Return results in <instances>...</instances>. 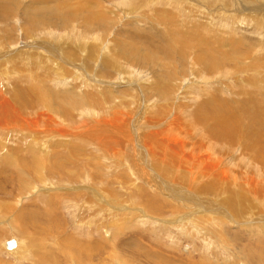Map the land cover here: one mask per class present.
<instances>
[{
	"label": "rangeland",
	"instance_id": "obj_1",
	"mask_svg": "<svg viewBox=\"0 0 264 264\" xmlns=\"http://www.w3.org/2000/svg\"><path fill=\"white\" fill-rule=\"evenodd\" d=\"M0 1L6 4L8 12L0 13L3 20H0V88L4 90V98L15 94L29 104L19 108L27 114L26 120L14 126H25L40 116L32 113L29 118V113L32 102L45 93V84L57 89L76 88L84 99L87 97L82 105L78 104L80 111L95 108L111 117L113 113L119 114L117 107L104 108L107 103L97 106L88 100L102 102L109 91L126 90L117 102L130 101V114L144 107L150 112L168 110L173 103L201 115L197 108L204 104L212 124L221 123V117L228 119L225 126L217 125L218 131L229 134L237 147L233 149L219 139L212 140L213 156L224 153L223 158H229L232 155L235 161L231 167L235 165L233 169L239 180L248 173L263 182L264 135L257 134V130L264 131V0H154L152 4L153 0ZM14 4L15 10L9 7ZM98 4L101 6L97 7ZM27 5L35 8L32 14L36 12L35 16H39L35 23L46 11L50 13L47 26L37 25L38 34L26 33ZM89 19L96 24L88 26ZM173 34L180 37L174 35L176 39H172ZM223 50L229 53L226 55ZM234 53L235 57L239 56L238 60L228 55L234 56ZM168 54L171 59L165 57ZM66 56L70 58L68 62H65ZM70 60L74 63H69ZM29 88L39 91V98L28 96ZM41 100L46 102L47 98ZM111 104L115 105L114 100ZM77 114L74 111L71 115ZM144 115L150 117L143 112ZM133 118V122H140L138 116ZM191 120L187 119V123H193ZM75 122L76 126L80 124ZM11 126L4 125L5 130L0 127V202L7 204L3 206L4 212L0 211V250L3 251H0V264H264V211L258 209L257 202L243 206L242 199L237 197L234 208L238 213L233 214L229 209L233 202L229 205L224 202L227 194L207 187L199 195V189L211 176H198L196 186L189 189L185 182L179 183L188 190L186 193L193 200L191 205L202 201L212 212L215 206L223 211H218L222 221L212 218L195 221L196 213L186 207L188 204L174 201L183 199V192L172 195L166 188L173 184L174 174L178 172L176 153L168 149L167 160L158 162L140 146L146 145L149 138H138L140 131L134 132V126L128 128L131 133L126 137L112 139L114 143L109 147L119 151L117 157L88 139L84 149L92 152L78 157L79 151L67 144V147L61 146L64 141L60 140L64 138L42 137L38 131ZM194 133L200 136L199 132ZM249 133L250 141L259 151L246 140L245 146L240 142ZM34 135L40 137L36 139L39 148L29 140ZM191 137L192 134L186 137L189 144ZM64 140L74 144L86 138ZM102 142L108 147L107 141ZM45 145L50 147L48 152ZM154 148L152 151L157 153ZM245 152H258L255 163L248 160L252 153ZM126 153L129 163L122 164L117 158L123 155L120 158L123 159ZM97 161L101 162V171L95 170ZM48 164L51 166L47 167ZM138 168L148 171L152 177L137 179L134 184L130 179L122 183L114 179L123 174L122 178L135 181L132 170ZM157 173L162 176L156 177ZM228 182L236 185L235 181ZM87 190L92 195L89 202L83 200L90 196L85 197ZM214 194H220L219 198ZM93 195H98L96 200ZM68 198L71 200L67 201ZM175 204L183 205L179 206L180 210H174ZM12 207L13 213L8 214ZM20 209L19 213L25 212L23 218L16 217ZM246 212L256 214L249 216ZM259 214L262 219L256 220ZM33 218L39 219L38 226ZM40 222L47 224L44 225L48 233H40L39 228L43 227ZM204 222L209 223L203 226ZM249 227H255L254 231H249ZM11 237L18 242L12 253L5 248L6 240Z\"/></svg>",
	"mask_w": 264,
	"mask_h": 264
},
{
	"label": "bare ground",
	"instance_id": "obj_2",
	"mask_svg": "<svg viewBox=\"0 0 264 264\" xmlns=\"http://www.w3.org/2000/svg\"><path fill=\"white\" fill-rule=\"evenodd\" d=\"M88 1L89 0H87V2ZM156 1L157 0H155V2ZM91 2H93V1H91ZM123 2H125V5H126V1H123ZM153 2H154V0L151 2V4ZM49 4H47V5H49ZM95 4H97V3H95ZM32 5H33V3H32ZM27 6H28V8L25 9L26 10V12H25V15L26 16L25 17H27L26 33L27 34L28 33H37L36 32L37 31V25L43 24V25H46L47 26V24H49L50 13H49V11H46L45 10L46 11L45 12V15L43 17L40 16L41 18L38 21V23L37 22L35 23L34 20L35 19L37 20L39 18V16L38 15H37V17L35 16V13L36 12H34L32 14V12L35 11V8L34 7L29 6V5H27ZM37 6L38 7H41V4L40 5H37ZM43 6H46V4L43 5ZM98 6H99V4L97 5V7ZM9 7H11V8L13 7L12 9H14V10L17 8L15 6V4L12 5V6L10 5ZM97 7H95V8L97 9ZM0 8H2V9H0V13L1 14H4V12L6 14L8 13L5 10V8H7L6 4L4 5V3L1 2V1H0ZM41 12H42V9H41ZM166 13H168V12H166ZM160 16H162V14ZM0 20L3 21L2 19H0ZM33 23H35V24H33ZM88 23H89L88 26H94L96 24V22L93 21V20H91V19L88 20ZM35 28H36V30L34 31ZM48 28H45V30H47ZM174 35L175 34H173L172 39H174L176 35L178 36V34H176L175 36ZM92 37L93 36H91V38ZM166 37H168V36H166ZM179 37L180 36H178V38ZM94 38H96V35H94L93 39ZM100 40H101V38H100ZM9 42H10V40H9ZM187 43H189V42H187ZM123 44H122V46H124ZM44 46H46V45H44ZM183 47H182V49H183ZM182 49H181V51H182ZM43 50L46 52L47 49H43ZM90 50H94V47H91ZM220 50H222V49H220ZM183 51H184V49H183ZM223 51H224V54H226V55H227V53H229V50L226 51V52H225V50H223ZM236 53H234V56H233V54H228V55L230 56L231 59L234 58L235 60H238V57L239 56L235 57V54ZM224 54H222V55H224ZM166 56H168L171 59V54L165 55V57ZM231 56H233V57H231ZM4 59L6 60V58H4ZM68 59H70V58H68V56H66L65 62L66 61L68 62ZM71 62L72 61L70 60L69 63H71ZM72 63H74V62H72ZM214 69H215V66H214ZM16 72H18V71H16ZM15 73H14V75H15ZM76 76H78V75H76ZM45 89H46L45 90V93L43 95H41L40 98H39V93H38L39 91L33 90L32 88H29L27 90L28 96H37L39 98L38 100H35V101L32 102L31 106L33 108H32V110L29 113V118L31 117L32 113H37V115L39 114L40 116L36 120L35 119L31 120L30 121V124H27L25 126L22 125L20 127H16L17 125L14 126L15 124H18L16 122L26 120V115H27V114H24V113L20 112L19 108L21 106H23V105L29 106V104L26 102V100L24 98H22L21 96L20 97H16L15 94H14L13 97L10 96L7 99L4 98L5 97V94L3 92L4 90H3V88H0V127H1V129L2 130H5V128H3L4 125H12L11 127H13V128L16 127V128L22 129V128L25 127L28 130H30V131L31 130L38 131L37 133L41 134L42 137L52 136V137H57L58 139H61V138H64V139H73V138H76V139H84V138H86V140H82L81 142H77V143H74V144H72V142L70 140H64V139L63 140H60L61 142L64 141L63 142V145L61 144V146H63V147H67V145L68 146H71L72 149L79 151L78 153H81L80 155H78V157H81V156L84 157V154L90 155L87 151H89L90 153L92 152V150H86V149H84V147H86V145H87L86 144L87 143L86 142L87 139L90 142H95L96 144H99L101 148L105 147V149L111 155L112 154H115V155H112V156H116L119 151L116 150L114 147H109V146H112V144L114 143L113 140L116 141V137H126V134L131 133L128 130V128L134 126V132H137L138 133L140 131V135H139L138 138H144L145 140H147V138H149V142H146V145L140 144V146L146 148L147 151L149 152V155L152 158H155L158 162H163V161L167 160V155L169 153L168 152V149H171L174 153H176V155H175V161L178 164V172L176 174H174L175 180L173 181V184H169L166 188L171 191V194L172 195H174V193L183 192V194L185 196L183 199L178 200V199L175 198V196L173 198H175L176 200H174L173 198H171V199H173L174 201H177L178 203L188 204V206H186V207L189 208L192 213H196L195 216H194V220L196 219L195 221H199V222L200 221H205V220L206 221H210V220H208L210 218L214 219L213 221H222V218L218 215V211L220 213L221 210H222L221 208L218 209L215 206V208L214 207L212 208L214 210V212H212L210 210V208L207 207V205H206L207 203L206 204L205 203H202V201H200V202H198V204H194L192 206L191 203H192L193 200L191 201L190 200L191 198H189L188 194L186 193V191H188V190L185 189L184 185L183 186L182 185H179L180 182H183V183L185 182L184 184H185V186L187 185V188L188 187H191V186H196L195 184L198 182V178L199 177L201 178L202 176H204V177H210L211 176V180L208 181L204 186H202L199 189V193H200L199 195H203L205 193L204 191L206 189H209V188L212 187V188L218 189L219 190L218 192L221 191V193L223 195H226V194L228 195L227 196V199L226 200L224 199V202L227 203V205H229L230 202H233L232 203V206H229V209L231 208V210H232L231 213H233V214L235 212L238 213V209L237 208H234V205L236 206L238 204L237 197H240L242 199V202L244 203L243 206H245V205L247 206L248 203H249L250 206L251 205H254L253 202L256 201L257 204H258L257 206H259L258 209H262L264 211V201L262 202V195L264 194V180L262 179L263 182H261V180L259 181V179L256 180L258 177L257 178L255 177L256 178L255 179L254 176L249 175L248 173H246V177H244L243 180H239V176L236 174V172H234V169H233L235 165H233V167H231L232 166L231 164H233L234 161H235L234 160L235 158L231 159V156L232 155L229 158L228 157L227 158H223L224 153H222V155L221 154H218V155H216V157L213 156V150L215 149V145L212 143V140L213 141H217V139H219L222 143H224V146H228L229 145L233 149H236L237 147H236L235 140H232V137L229 134L223 133V135H222L218 131L219 128L217 127V125L218 126H221V123H222V127L225 126L224 124H226V121H228V119L225 118V117H221L220 120H219L221 123L218 122V124H212L211 123L212 118H210L209 112L207 111V109H206V107H205L204 104H200V107L197 108V110H199V112L201 113V115L206 116V117H202L201 115H199V113L197 111H195V113H197V114H196V117H194V114L195 113L194 114L192 113V112H194L193 110L183 109L178 104L175 105V106H173V103L171 104V106H170V108L168 110H161V111H158V112H150L147 107H144L143 108L144 110H142V109L140 110V108H139V109H136V112H134V113L131 112V114H130V110H131V108H130L131 106L129 105V103H131L130 101H128L127 104H124V103L121 104V103L117 102L119 100L118 98H123L122 96L125 95L126 90H122V91H109V93L102 99V102L95 101L93 99L88 100L89 103L92 102L93 104H95L97 106L98 105H101V103H107L106 104L107 106H105L104 108L117 107L118 110H119V114L113 113V116L111 117V116H104L103 113L100 110H97L95 108H93V109L84 108L83 110L80 111V109L77 108V106H78V104L82 105L87 100L86 99L87 97H85V99H84V97H82V94L76 91V88H60V89H57V88H54L50 84L49 85L48 84H45ZM167 89L169 90L171 88H167ZM172 89H174V88H172ZM42 97L47 98L46 102H43L41 100ZM16 99H17V101H16ZM13 100H14V104H13ZM111 100H114V104H115L114 106H112ZM211 103L212 104L213 103H216V101H211ZM119 105H121V107H118ZM28 108H30V107H28ZM41 111H56V112H58L60 114H56V116H54V115H51L49 112H42L41 113ZM74 111H75V114L78 113L75 117H73L71 115V114H74ZM143 112L145 114H150V117L145 118V115L143 116ZM135 116H138L140 118V122H138V121L137 122H133L134 121V118L133 117H135ZM44 118L47 119V122H44L43 121ZM187 119H192L191 121H193V123L192 122L191 123H187L188 122ZM75 120L78 121V123H80L78 126H76V125L73 124L75 122ZM196 120H197V122H196ZM28 121L29 120H27V122ZM18 125H20V124H18ZM226 130H228V129H226ZM195 131L199 132L200 133V136H197V134L194 133ZM213 131H216L217 133H214ZM233 132L236 133L239 136H242L243 135V133H240V132L237 133L236 130H233ZM190 134L193 135V137H191V139H190V142H192L191 144H189L187 142V139H186V137L189 136ZM257 134L264 135V131H258L257 130ZM183 136H185V137L182 138ZM38 138H40V137H38V135H34L29 140L32 143H34V144L37 145L36 139H38ZM198 138H201V139H198ZM250 138H252V135L249 133V135H247L246 137H244L243 142L242 141H240V142L244 145L245 140H246V143H249L250 142L251 144L254 145V148L257 147L253 142L250 141V140H252ZM102 140L107 141L108 147L102 142ZM65 144H67V145H65ZM88 146H89V148L92 149V146L91 145H88ZM148 146H150L149 147V150H148ZM189 147L192 148V151H189V149H188ZM38 148H39V146H38ZM48 148L50 149V147H48V146H46V148H45L47 150V152L49 150ZM153 148L154 149H157V153L154 152V151H152ZM45 149H44V151H45ZM218 149L220 151H222L221 148H218ZM223 149H224V147H223ZM257 151H259V148L258 147H257ZM144 153H145V151L143 150V155L145 156ZM250 153H252L253 156H250V158H248V160L250 162H252V163H255L254 161H255V158L258 156L257 155L258 152L256 154L254 152H245L244 154H250ZM103 155L109 156V154H107V153H104ZM120 156H121V154L119 155V157ZM127 156H128V154L126 153L125 156L123 157V159H120L121 157L120 158H117V159H118V161H120V163H122V164L125 163L126 164V163H129V157H127ZM225 156H227V155H225ZM263 159H264V156H263ZM68 162H72V160L71 159H68ZM73 163H75V162H73ZM73 163H70V164H73ZM39 165H40V163H39ZM45 166H46L45 164L42 166V168L44 170L46 168ZM50 166H51L50 164L47 165V167H50ZM60 166H59V168H60ZM223 166H225V167L223 169H220ZM43 169H42V171H44ZM95 170L96 171H101L102 170V166H101V162L100 161H97L96 162V164H95ZM132 171L135 172V173L132 172L135 175V178H136L135 181L134 180L132 181V179L129 178V177L122 178L123 176H120V175H123V174H120L118 176V179L116 177L114 179L117 181V183L118 182L119 183H122V180H125V181L128 182V179H130V182L132 184H134V183H136V180L137 179H147L149 177L150 178L152 177L151 173H149L148 171H141V170L139 171V168L137 169V171H134V170H132ZM202 171H203V173H202ZM255 173H257V172H255ZM66 174H67V172H66ZM257 174L259 176L261 175L259 172ZM145 176L147 178H145ZM160 176H162V174H160V173L158 174L157 173L156 177H160ZM63 177H64V175H63ZM215 179H217V181L214 182ZM176 180H178L179 182L177 183ZM84 181H87V180H84ZM105 181H106V179H105ZM228 181H231V182L232 181H235L233 183L236 184V185H232ZM260 183H262V184H260ZM173 185H176V187L173 186ZM177 185L179 186V188H177L178 187ZM93 186H90V187H93ZM180 186H181V188H180ZM90 187H89V189H90ZM207 187H209V188H207ZM96 188H97V186H96ZM96 188H94V189H96ZM96 191H94V192L97 193ZM89 192L87 190V194L85 193V197H87L86 195H88V194L90 195ZM92 192H93V190H92ZM168 192L169 191H167L166 193H168ZM216 192H217V190H216ZM93 193H91V194H93ZM189 193L191 195H194L191 192H189ZM171 194H170V197H171ZM222 194H221V196H222ZM52 195H53V193H52ZM73 195H74V193H73ZM81 195L84 196V192H82ZM214 195L217 198H219V195L220 194L219 195L218 194H214ZM257 195H259L258 198H253V197L257 196ZM91 196L92 195H90L89 198H83V200H85V202H89V199H91L90 198ZM97 196L96 197L94 196L95 197V200H96ZM70 200L71 199L68 198L67 201H70ZM97 201H98V199H97ZM0 204H1L0 211H3L4 212V207L3 206L4 205H7V204L5 202H3V203L0 202ZM95 204H97V202ZM99 204H97V206ZM180 205H183V204H178V205L175 204L174 205V208H175L174 210H180L179 209L180 208L179 207ZM82 207L83 206H81V208ZM203 207H205V210L204 211H202V208ZM78 208H79V206H78ZM13 209H14V207H12V209L8 212V214L13 213ZM21 210L22 209H20L18 211V216L15 215L16 217L23 218V216L25 215V212L19 213ZM98 211H100V207H99ZM224 212H226V210ZM214 213H216V215ZM246 214H248L250 216V215H255L256 212L253 213V214H250V213H247L246 212ZM33 219H34V221L32 220L33 222H36L37 220H39V219H35V218H33ZM257 219L258 220L259 219H262L261 214L257 215L256 220ZM37 223L38 222H36L34 224H36L38 226ZM191 223H193V221H191ZM206 223H209V222H206ZM206 223L204 222L203 223V226L204 225H207ZM39 224H42V226H43V227L40 226L41 228H39L40 229L39 230L40 233H43V232L48 233V229H45V225H44L46 223L40 222ZM196 227H198V226H196ZM254 228L255 227H251L249 229V231L251 230L253 232L254 231ZM200 229H198V231H200ZM47 236H49V235H47ZM223 238H224V236H223ZM17 243L18 242L16 240V245L14 247H7V245H5V244H3V247L5 245L6 246L5 248L7 250H9V252L12 253V252H15L13 250H15L16 246L18 245ZM1 252H3V251H1ZM39 254L41 255L42 252L39 253ZM45 254H46V252H43V255H45ZM47 258H48V256H46L44 259L46 260V262H49L48 261L49 258L48 259ZM88 260H90V259H88ZM54 262H56V261H54Z\"/></svg>",
	"mask_w": 264,
	"mask_h": 264
},
{
	"label": "water",
	"instance_id": "obj_3",
	"mask_svg": "<svg viewBox=\"0 0 264 264\" xmlns=\"http://www.w3.org/2000/svg\"><path fill=\"white\" fill-rule=\"evenodd\" d=\"M7 247H14L16 245V239L15 237H11L6 240Z\"/></svg>",
	"mask_w": 264,
	"mask_h": 264
}]
</instances>
